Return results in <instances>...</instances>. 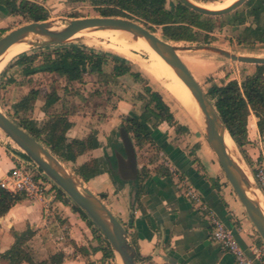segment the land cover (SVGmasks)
<instances>
[{"label": "crops", "instance_id": "obj_1", "mask_svg": "<svg viewBox=\"0 0 264 264\" xmlns=\"http://www.w3.org/2000/svg\"><path fill=\"white\" fill-rule=\"evenodd\" d=\"M31 1L43 5L44 0ZM112 60L107 59L102 73H88L81 80H69L47 72L26 76L22 65L10 68L2 72L5 81L1 89L4 107L21 121L31 119L43 123L48 120L45 96L57 93L63 99L72 123L67 137L70 140L85 139L96 132L101 144L100 148L79 156L76 163L64 164L75 170L92 159H103L106 153L111 154L109 141L117 138L119 142L116 132L124 120L145 110V103L139 95L144 94L146 89L131 73L117 76L114 67L120 63ZM63 81L65 84L59 85ZM33 90L39 92L38 97L27 108L18 110V103ZM258 121L259 117L252 112L248 118L247 143L239 147L246 162L253 168L264 156V135L260 134ZM174 133V127L166 122L154 133L156 146L150 145L161 161L145 166L148 176L143 182L144 195L139 203L136 204V200L132 203L135 189L129 183L117 187L108 172L85 184L95 195L105 199L106 205L127 229L140 264H171L165 258L173 264H237L233 255L211 240V224L198 212V206L183 194L184 186L193 187L201 194L210 210L234 231L241 247L253 257L252 248L262 249L258 237L243 215L231 188L219 179L211 155L204 148L200 155L193 157L192 152L173 142ZM0 152L3 154L0 181L21 162H30L2 133ZM137 157L139 164V153ZM162 161L168 165L166 170L171 175L165 174L166 170L160 165ZM55 215L58 228L52 230L49 217L55 219ZM0 219L2 254L15 244V232L23 233L28 229L35 232L28 245L36 262L61 254L64 264H87L85 257L88 256L84 254L71 258L70 255L75 252L73 243L88 248L89 252L90 244L96 246L91 236L93 226L64 196L63 199L53 196L47 210L40 201L25 198Z\"/></svg>", "mask_w": 264, "mask_h": 264}, {"label": "trees", "instance_id": "obj_2", "mask_svg": "<svg viewBox=\"0 0 264 264\" xmlns=\"http://www.w3.org/2000/svg\"><path fill=\"white\" fill-rule=\"evenodd\" d=\"M68 1L77 3L83 0ZM90 1L101 16L139 20L148 29L154 27L161 29L164 38L168 41L197 42L203 32H212L214 30V18L197 14L181 3L172 4L168 8V0ZM196 1L208 3L223 0ZM243 7L245 8L244 11L232 13L238 25L245 26L248 20L252 19L251 24L245 27L241 44L246 46L261 45L264 47V0H249ZM0 15L22 16L32 22L47 21L50 17L49 11L45 6L31 0H0ZM156 32L154 31V33ZM67 45L71 44L53 47ZM26 53L28 52H24L22 55ZM95 53L97 54L89 55L83 53L79 48H73L72 50L65 47L63 50L56 49L54 55L46 56L45 61L41 65H33L31 63L25 66L23 73L26 76H30L39 72H47L65 76L69 80H81L88 73H102L103 66L107 63L105 55L106 57L109 56L105 53ZM24 58L29 60L28 55ZM114 58H116L118 63H120L119 60L123 63L114 67V73L117 76L132 73L131 67L124 65L126 62L132 65L131 63L126 59ZM20 62L21 65L24 64L22 61ZM134 76L139 79L143 75L135 73ZM146 92L148 93V100L145 97V93L139 95L140 100L147 101L145 110L139 115H130L121 125V127L126 128L139 148H142L146 143L156 146L153 135L162 123L166 122L172 126L177 124L170 107L159 93L160 91L156 92L151 87H148ZM207 94L215 103L231 137L239 147H243L247 143L248 118L252 112L259 117L258 128L260 134L264 135V66H256V72L247 76L241 83L237 80H232L222 86L213 85ZM38 95V91H31L27 97L18 103L17 109L27 108ZM45 99V112L48 115V120L38 123L31 119H22L21 126L46 146L59 160L63 163H76L79 156L101 147L96 132H92L85 139L70 140L67 137V133L72 128V123L69 121L63 99L57 93H49L45 96ZM181 130H187V127L180 126L177 132L180 133ZM116 135L117 137L119 136V131L116 132ZM109 147L111 154L106 153L103 159H92L77 167L75 169L76 175L84 182H88L92 178L108 172L117 187L127 184L120 179L117 172L116 151L123 153V146L115 138L109 141ZM24 156L31 161L26 155ZM165 174L171 175L168 170L165 171ZM147 176L148 171L144 167L139 171L138 179L129 183L136 190V204L140 202L144 195L143 182ZM55 187L58 190V198L63 199L64 196L66 201H71L60 188L56 185ZM24 199L25 196L23 194H14L0 187V218ZM76 209L84 219L95 227L83 211L77 206ZM96 229L100 232L98 228ZM34 236L35 232L31 229L23 233L15 232V244L7 253H0V264H64L65 259L61 254L51 255L46 260L36 262L28 245V242ZM106 243V247H97L93 251L96 253L99 251L103 252L106 259L114 258V252L107 240ZM73 245L76 252L86 256L89 255L85 247H78L75 243ZM262 262H264V259L256 261V264H261Z\"/></svg>", "mask_w": 264, "mask_h": 264}, {"label": "water", "instance_id": "obj_3", "mask_svg": "<svg viewBox=\"0 0 264 264\" xmlns=\"http://www.w3.org/2000/svg\"><path fill=\"white\" fill-rule=\"evenodd\" d=\"M178 1L197 14L221 18L236 12L249 0H239L221 10L207 9L196 4L193 0ZM94 30H123L131 33L135 39L144 38L150 47L174 69L178 77L190 89L204 115L208 143L216 154L226 178L264 243V214L260 207L259 201L261 199L258 195V190L228 151L226 137H231V135L215 103L184 64L178 52L205 50L235 62L254 66H264V57L237 55L213 46H177L158 38L152 31L134 20L123 17L103 16L76 18L70 20L65 27L58 30L54 29L52 23L49 21H33L11 30L0 38V55L14 43L23 41L30 36L34 38V43L37 46L42 47L63 44L82 32ZM0 131L86 214L103 234L115 255L120 257L122 264H140L138 253L127 229L106 203L84 185L83 180L79 176L68 172L65 164L47 147L35 139L21 124L12 120L1 110ZM118 138L124 150L123 153L116 151L118 175L126 183L134 182L138 179L140 171L135 143L125 127L120 128ZM165 147L163 146L166 150ZM249 192L254 198L249 196ZM135 200L136 190L132 192L133 204ZM165 259L173 264L168 258Z\"/></svg>", "mask_w": 264, "mask_h": 264}, {"label": "rangeland", "instance_id": "obj_4", "mask_svg": "<svg viewBox=\"0 0 264 264\" xmlns=\"http://www.w3.org/2000/svg\"><path fill=\"white\" fill-rule=\"evenodd\" d=\"M196 1V0H195ZM200 4H224L226 0L219 1V2H200L196 1ZM179 3L178 0H168V8L171 7L172 4L177 5ZM43 5L46 7V9L49 11L50 17L47 21L51 22L53 27L55 29H62L65 27L70 20L76 19V18H90V17H100V13L95 8L93 3L90 0H83L81 2L73 3L69 2L68 0H44ZM245 8L242 6L237 11H244ZM6 16L0 15V38L10 32L11 30H14L18 27H21L23 25L29 24L32 21L27 20L26 18L22 16L13 17L10 16L7 19H4ZM2 18V19H1ZM4 19V20H3ZM137 23L145 25L141 23L139 20H134ZM252 19L248 20L247 25L251 24ZM214 30L212 32H203L200 36L199 40L197 42H174V41H168L164 38L161 29L159 28H152L149 29L150 31L154 32L157 31L156 34H159L162 36V38L174 45L177 46H213L218 47L221 49H224L226 51H229L230 53L237 54V55H243V56H252V57H264V47L261 45L257 46H246L241 44V41L244 38V30L245 26L238 25L236 22L233 14L221 17V18H214ZM148 29V27H146ZM96 41L98 43L95 44H89L84 41H73L67 46H61V47H53V46H37L36 48H30L24 55H19L13 58H10V60L7 62V64L4 67L3 73H5L8 69L13 67H19L21 66V62L24 63L22 65V70L25 66L30 65L33 63V65H41L44 61L46 56H52L54 55L56 49L63 50V48L73 49V48H79L83 53L86 54H97L98 53H105L109 58H105L108 60H112L111 62H114L116 58L126 59L127 62L124 65H128L132 69L131 75L134 76L135 73H139L142 77L139 78L141 84L143 85V88L147 89L148 87H151L153 91L159 92L166 104L170 107L171 112L173 113L176 123L174 126V129L176 131V134L174 133V143L176 145L182 146L186 151L189 153H193V157H197L200 155L201 150H206L209 155L212 157V161L218 170L219 173V179H223L227 186H229L232 190L233 195L235 198L238 199L236 193L234 192L232 186L230 185L228 179L225 176V173L216 157V154L214 153L213 149L211 148L210 144L207 140L206 131H199L194 130L193 124L191 122V118L187 111L181 106V104L167 91L164 90V88L158 83L155 82L152 78L148 77L146 73L143 72L142 68L140 67L138 61H147L149 60V56L146 54H140V56L135 57H124L122 55H119L114 47H111L107 45L106 42H104L100 37L94 36ZM207 42V43H206ZM26 43V42H25ZM95 51V52H94ZM179 54L182 56L183 61L188 66L192 74L196 77L199 84L202 86L204 91L208 93L209 89L213 85H219L222 86L229 81L237 80L240 83L249 75H252L256 72V66L254 65H247L240 62H235L229 59H226L218 54L205 51V50H194V51H180ZM28 55V59H25L24 57ZM132 59V60H131ZM120 63L122 62L119 60ZM123 63H121L122 65ZM138 64V65H137ZM190 64V65H189ZM2 73V74H3ZM0 75V105L3 109V111L15 122L18 124H21V120L13 115L10 110H7L4 107V100L1 97V89L4 85L3 82V76ZM57 81V80H56ZM60 81V80H58ZM65 84V81L62 83L60 82L59 85ZM88 82H85L87 84ZM158 90V91H157ZM145 97L148 100V93L145 91ZM145 104L147 101H143ZM105 117L107 116L106 114ZM125 122V120H124ZM180 126L187 127V130H181V132H177V129H179ZM10 141V140H9ZM136 147L137 153L140 154V162H139V168L142 170L147 164H150L151 162H159L161 161L160 156H158L155 149L149 144L146 143L142 148H139L136 146V142L133 139ZM12 143V142H11ZM14 147L17 148V146L12 143ZM237 153L242 159L246 169L248 170L250 176L252 177L253 184H255V180L253 177V167L249 166V164L246 162L245 157L243 156L239 146L236 144ZM159 157V159H158ZM68 165V164H67ZM163 166V169L166 170L169 169L168 165L162 161L161 164ZM69 170L76 174L74 168L70 165H68ZM43 182L45 183L46 187H48V191L46 192V195H55L58 197V190L55 187V184L50 181L47 177L43 179ZM84 185L88 187L85 182L83 181ZM255 186V185H254ZM260 199L264 203V197L260 193V191H257ZM103 196V195H101ZM102 200L105 199L100 197ZM239 205L241 206V209L243 210V215L245 218L249 221V224L251 225L253 232L258 237V241L260 242L259 246L262 247V250L264 252V243L262 242L260 235L258 234L255 226L253 225L252 221L249 219L244 206L239 201ZM53 216H50V227L52 230L58 228L56 226L55 219H52ZM54 218V217H53ZM96 227V226H95ZM95 227H93L94 230H92L91 236L93 237V241L96 246H93L92 244L89 245L90 252L88 248H86L89 252L88 257L86 258L87 264H118L119 257L115 255L114 258H108L106 259L104 257V253L100 252L99 255H97L96 252L93 251L94 248L97 247H106V239L103 236L101 232H99ZM77 254H82L80 252H75L74 254H71L72 257H77ZM86 256V255H85Z\"/></svg>", "mask_w": 264, "mask_h": 264}, {"label": "bare ground", "instance_id": "obj_5", "mask_svg": "<svg viewBox=\"0 0 264 264\" xmlns=\"http://www.w3.org/2000/svg\"><path fill=\"white\" fill-rule=\"evenodd\" d=\"M193 1L196 4L202 7H205L207 9L221 10V9H225L233 5L239 0H226L224 4H220V3L219 4H203V3L200 4L196 2L195 0ZM154 34L158 38L164 40L161 35L156 34V33ZM94 36L100 37L104 42L107 43V45L114 47L115 51L119 55H122L124 57H135V56H140V54L148 55L149 60H147L146 62L138 61L143 72L146 73L147 76L152 78L155 82L157 81L158 83H160V85L164 88V90L169 92L181 104V106L189 114L191 118V122L193 124L192 128H194V130L204 131L205 129L204 115L200 109L198 102L194 98L192 92L186 86V84L178 77L174 69L158 53H156L150 47V45L147 43V41L144 38L135 39L131 33L127 31H123V30H94V31H89V32H82L63 44L50 45V46L65 45L73 41H84L89 44L98 43L96 39L94 38ZM36 47L37 45L34 43V38L32 36L28 37L27 39L23 41L14 43L10 47H8L0 55V75L2 74L4 67L7 64V62L10 60V58L19 56L20 54L27 52L30 48H36ZM178 55L183 61V58L179 54V52H178ZM0 110L3 113H5L1 105H0ZM0 133L2 132L0 131ZM226 145H227L228 151L230 152L234 160L242 168V170L244 171L248 179L251 182H253L252 177L250 176L242 159L237 153L236 144L230 136L226 137ZM66 168L68 169V172L72 173L67 166ZM249 196L254 198L250 192H249ZM259 203H260L261 210L264 214V203L262 202V200L259 201ZM118 264H122L120 257H119Z\"/></svg>", "mask_w": 264, "mask_h": 264}, {"label": "built area", "instance_id": "obj_6", "mask_svg": "<svg viewBox=\"0 0 264 264\" xmlns=\"http://www.w3.org/2000/svg\"><path fill=\"white\" fill-rule=\"evenodd\" d=\"M2 160L3 154L0 152V165ZM253 177L257 190L264 197V156L253 168ZM44 178L46 176L34 163L21 162L0 181V187L14 194H23L26 199L40 201L47 210L55 195H46L49 189L43 182ZM185 187L183 194L198 206V212L211 224V240L233 255L237 264H256V261L264 259L263 250L257 247L252 248L253 257L248 255L237 241L234 231L210 210L201 194L193 187Z\"/></svg>", "mask_w": 264, "mask_h": 264}]
</instances>
